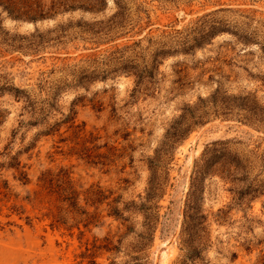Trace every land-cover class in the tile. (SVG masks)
I'll use <instances>...</instances> for the list:
<instances>
[{
  "label": "rangeland",
  "instance_id": "374dc122",
  "mask_svg": "<svg viewBox=\"0 0 264 264\" xmlns=\"http://www.w3.org/2000/svg\"><path fill=\"white\" fill-rule=\"evenodd\" d=\"M15 2L0 264H264V0Z\"/></svg>",
  "mask_w": 264,
  "mask_h": 264
},
{
  "label": "trees",
  "instance_id": "16d2710c",
  "mask_svg": "<svg viewBox=\"0 0 264 264\" xmlns=\"http://www.w3.org/2000/svg\"><path fill=\"white\" fill-rule=\"evenodd\" d=\"M0 5L3 6L4 9H6L7 13L9 15H12L13 18H19V17H26V18H34V16H36V14H38V16H41V11H36V10H32V9H22L19 8L17 6V3L15 2V0H0ZM120 14H117V17H119Z\"/></svg>",
  "mask_w": 264,
  "mask_h": 264
}]
</instances>
